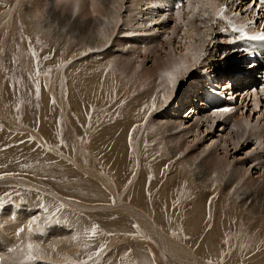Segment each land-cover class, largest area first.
<instances>
[{"label": "rangeland", "instance_id": "obj_1", "mask_svg": "<svg viewBox=\"0 0 264 264\" xmlns=\"http://www.w3.org/2000/svg\"><path fill=\"white\" fill-rule=\"evenodd\" d=\"M133 2L125 0V7ZM26 5L29 0H0V14L12 12V24L0 31V206L8 205L3 210L13 206L16 212L26 207L25 211L38 216L29 238L34 244L65 243L50 252L44 249L45 258L32 251L34 258L29 260L28 255L27 264H264V214L250 213L241 204L239 192H228L227 177L213 175L202 180L199 176L206 164L197 158L203 148L210 150L225 138L220 125L214 126L215 135L206 134L205 124L186 125L194 129L179 144L189 161L184 162L181 153L177 158H183V163L179 162L155 123L161 112L152 107L142 110V118L136 113L153 101L137 99L143 92L141 82L133 83L110 67L99 71L100 49L31 25L25 17ZM46 5L44 11L49 8ZM53 8L59 13L68 9L80 18L74 0H54ZM216 39L220 43L225 37ZM207 45V62L219 63L207 73L216 79L223 58L229 59L232 52L228 56L227 49L216 52L214 42ZM92 60L100 62L99 66ZM206 88L198 85L195 94L201 97ZM259 96L264 104V93ZM186 99L180 116L191 110ZM248 102L247 111L238 110L236 115L256 124L264 105L252 110L253 101ZM37 137L46 143L48 153L34 146ZM253 141L240 152L229 146L226 158L245 161L255 148ZM184 144H189L188 150ZM219 153L223 155L221 149ZM258 172L260 168L254 169L246 180L261 177L262 183L264 177ZM92 174L111 186L93 179ZM118 198L146 214L160 234L180 248L183 260L172 257L154 227L136 221ZM260 198L259 203H264ZM74 203L106 208L87 210ZM15 233L12 242L21 247L25 233Z\"/></svg>", "mask_w": 264, "mask_h": 264}, {"label": "bare ground", "instance_id": "obj_2", "mask_svg": "<svg viewBox=\"0 0 264 264\" xmlns=\"http://www.w3.org/2000/svg\"><path fill=\"white\" fill-rule=\"evenodd\" d=\"M53 1L54 0H29V5H26L25 9V17L30 20L31 25L39 27L40 29L46 27L49 32L51 29L54 33L58 31L59 33L65 34L67 38L73 36L80 40H85L88 42V45L100 49L101 64L100 62L92 60L95 62L92 63L95 66H99L100 64L101 67L97 68L99 71L104 72L107 67H110L109 69L114 73L117 72L122 77H127L129 80L133 81V83H137V81L141 82L143 92L137 96V99H153V101H151V105L149 106L138 108L136 113L142 118V110H149L153 107V104H155L156 108H154V112H161L155 116V123L157 127L162 130L163 139L165 140L166 138V143L172 146V153L176 158L183 152V150L180 149V139L188 135L189 132L194 129L186 125L190 124V122L193 123L191 126L194 125L196 127L205 124V127H207L206 134L215 135L216 131L214 126L219 124L221 127L219 131L223 133V136L226 134L225 138L223 140H218V144L210 150L205 149V147L203 148L204 150L197 158L205 159L204 162L206 164L203 165L204 171L200 169L203 173H200L201 175L199 173L197 174L202 177L200 178L202 180H209L213 175L227 177L226 187L228 192L233 194L239 192L238 197H240L241 204L247 208L250 213L253 211L252 213L259 212L264 214V203H259L258 201L260 197V199L264 201V196H262L264 194V179L262 183H259L261 177H256L259 178V181L256 179H251L250 181L246 180V176L247 178L249 176L248 173L254 169L258 170L259 168L261 174L259 172L258 174L264 177V114L261 115V112L260 114L257 113L260 116L258 117L260 121L256 124L248 122L245 126L244 121L237 117L236 112L241 110V112H239L243 114L244 110L247 111V102L239 107L235 105L233 108L230 106L234 104L231 103V101H227L226 104L230 111L224 113L222 111L215 112V109L223 104L208 109L207 105L201 101L199 102L200 104L197 110L193 109L194 104H192L188 107V109H191L190 112H187L189 113L188 115H183L184 112L181 116L179 115L180 110L184 107L183 99L195 94L196 88L198 85H201L200 83L202 80L205 82L207 76H210L207 71L212 69L213 65L216 66L219 64L217 63L215 65V61H211V63L207 62L205 56V51L208 50L207 43L211 45L214 42V49L216 52L220 49H227V51H230L228 56H230L232 52V55L228 57L230 59L226 60V57L223 58V64L220 69L226 68L228 71L238 69L237 65L241 63L242 56L238 54V52L231 51L230 46L227 44L229 41L224 33V31H226L224 22L214 18L215 11L221 4L227 3V6H229L231 10L238 9L240 5L237 4V0H188L182 8L168 9V11L161 8L154 0H133L134 2L128 7H125V0H74L76 8V11H74L80 13L81 19L78 18L77 15L71 14L68 9L67 11L65 10L66 12L63 11V13H59L56 8H53ZM42 2H46V4L49 5L46 11L44 10L47 5ZM124 7L126 8L125 12L123 11ZM240 11L243 14L248 13V9L246 8H240ZM1 14L0 31L7 23L12 24V12L4 11ZM243 14L235 15V18L244 19ZM170 24H172V28ZM220 35L225 37L224 42H220L221 44L218 43L216 39ZM223 50L221 54H224ZM213 58L216 59V56ZM211 60L213 59L211 58ZM228 62H231V64L226 66ZM185 69H187V71H185ZM169 74L177 79L175 88H173L169 80ZM217 82L219 83V81ZM199 89L201 92V88ZM183 91L185 92L183 93ZM207 91V88L202 91V100L207 95ZM211 91L217 92V90L213 88H211ZM165 97H167V102H165ZM248 101H253L254 107L252 110L258 109L260 105L263 104L259 95H255L253 100L249 99ZM199 113H202V117H196ZM242 114L240 116H242ZM180 117L181 119H179ZM192 117L195 119L193 122L190 121ZM140 120L141 119H138L136 123ZM219 125L216 127L218 128ZM199 132L202 134L200 129ZM252 140H254L255 148L244 158L246 159L245 161L237 159L231 162L226 158L229 156L230 148H232L233 152H240L241 149H244ZM222 142L225 143V145L223 144L222 146ZM185 145L187 147L184 149L188 150L189 144H184V146ZM229 146L231 147L229 148ZM220 149L223 151V155L219 153ZM184 153L186 154L187 151ZM185 154H183L184 159L177 158L179 162L183 163V160L184 162L189 161V158ZM194 162L196 163V161ZM92 176L94 177L93 179H95V177L97 178L95 174H92ZM96 180H100L106 186L110 185L107 180L106 182L100 177ZM118 199H120V206L127 209V211L137 219L136 221L141 220V223L154 227V230H156L160 236V241L168 248L172 257H178V259L181 257L180 259H182L183 253L181 254L182 251L180 248L160 234L157 227L149 221L146 214L129 208L130 205L129 207L126 206L124 205L126 203H123L121 198ZM68 202L72 204L71 201ZM75 205L87 210L97 209L100 211L106 208L101 204L88 206L74 203V206ZM25 209L27 208L19 209L16 212L12 206L1 212L0 264H27V256L29 255L27 245L29 243L34 245L33 251L39 253V255L37 254L39 258H45V254H43L45 252L44 249L50 252L55 247L59 248L61 245L65 244L63 241H58L57 243L55 242L56 244L54 246H50L48 245L49 243L46 244V242H40L39 244L42 245H37L34 244L32 240L30 241L29 238L33 236V233L28 231V225L34 217L38 216H33L34 213H32V211H25ZM142 215H144V217ZM15 217L16 222H13ZM35 220L38 221L39 219L36 218ZM16 227L19 229L21 227L24 228L25 237L24 239L22 238L23 241H20L21 247L12 242L11 236L14 235ZM59 232L57 231L56 234H61ZM54 239L56 240L57 238ZM180 259L179 261L183 260ZM190 263L202 264L196 261Z\"/></svg>", "mask_w": 264, "mask_h": 264}, {"label": "snow or ice", "instance_id": "obj_3", "mask_svg": "<svg viewBox=\"0 0 264 264\" xmlns=\"http://www.w3.org/2000/svg\"><path fill=\"white\" fill-rule=\"evenodd\" d=\"M184 0H181V4H183ZM254 5V7H253ZM180 5H178L179 7ZM251 10L257 15L259 16V13L261 10H264V0H252V5H250ZM226 13H227V8H221L219 9L218 13H217V18L219 20H227V23L231 29V32L234 33L235 35L231 38L233 41L237 40V39H242V40H250V41H261L264 42V24H257L256 21H252L249 24H244V25H239L237 26L236 24H234L231 20H228L226 17ZM249 27H258L260 29V31L254 33V34H250L247 29ZM185 71H187V69H185ZM206 71V70H205ZM169 80L173 86V88H175L176 84H177V79L172 76L171 74H169ZM228 87H230L229 85H224V90H226ZM261 91H264V89H261ZM37 92H39V87H37ZM165 102H167V97L164 98ZM54 103V100H53ZM153 108H155V104H153ZM217 111H222L224 113H228L230 111V109L228 107H225L223 109H218ZM248 123V121H244V125L246 126ZM36 223V220L33 218L31 223L28 225V231L32 232L33 230V225ZM96 228L92 229V233L95 234L96 233ZM24 232V228L21 227L18 232L17 235H20V233ZM27 248L29 250V260L33 259L34 257L32 256V251L34 248V245L32 243H29L27 245ZM102 251V249H101ZM99 254V252L97 253ZM210 264V262H209Z\"/></svg>", "mask_w": 264, "mask_h": 264}]
</instances>
